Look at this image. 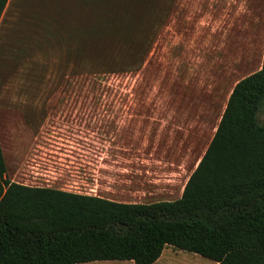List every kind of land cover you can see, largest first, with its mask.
I'll return each mask as SVG.
<instances>
[{
	"label": "rangeland",
	"instance_id": "rangeland-1",
	"mask_svg": "<svg viewBox=\"0 0 264 264\" xmlns=\"http://www.w3.org/2000/svg\"><path fill=\"white\" fill-rule=\"evenodd\" d=\"M262 44L264 0H10L0 20L7 172L41 161L51 172L50 159L78 193L169 198L155 178L196 169ZM154 264L217 262L167 245Z\"/></svg>",
	"mask_w": 264,
	"mask_h": 264
},
{
	"label": "trees",
	"instance_id": "trees-1",
	"mask_svg": "<svg viewBox=\"0 0 264 264\" xmlns=\"http://www.w3.org/2000/svg\"><path fill=\"white\" fill-rule=\"evenodd\" d=\"M9 1L0 0V20ZM52 16L66 19L59 9ZM263 105L264 61L233 88L175 200L122 202L12 181L0 141V264H154L167 245L217 264H264Z\"/></svg>",
	"mask_w": 264,
	"mask_h": 264
},
{
	"label": "crops",
	"instance_id": "crops-1",
	"mask_svg": "<svg viewBox=\"0 0 264 264\" xmlns=\"http://www.w3.org/2000/svg\"><path fill=\"white\" fill-rule=\"evenodd\" d=\"M261 58L262 59L260 60L259 67L256 71L260 70L263 66L264 44H262V48H261ZM235 85L231 88V90L229 92L227 101L225 103V108L227 106L230 94L233 91V88L235 87ZM224 111H225V109H224ZM221 118H222V116H221ZM221 118H220V120H221ZM216 130H217V128H216ZM53 162L54 161H52L50 159H49V161L46 162L49 164V167L52 168L51 172H42L40 170L44 166V163H42V161H41V162L36 163V165L32 166L34 168L36 166V168L39 170V171L37 170L38 172H21V171L17 172L16 171L17 169H16L15 172H11V173L7 172V176L12 181H16V182H19V183H22L25 185H31V186H45L44 180H48L49 182H48L46 187H51V188H55V189H59V190H63V191H70V192L78 193V192L74 191L73 189H68V177H71V175L68 174V172H56L57 170H55V167L57 169L58 166H57V164H56V166H54ZM53 166H54V168H53ZM197 166H198V164L195 166V168ZM17 167H18V165H17ZM192 173L193 172H173V173L164 172L162 174H159V176H157L155 178L157 182H156V185H154V187L156 189H158L159 191H162V194L169 197V198H164V199H160L157 201L175 200V199L180 198L183 195L185 185L188 182ZM178 180H180L179 183L176 182ZM55 185H58V186H55ZM176 187H177V190L173 191L174 193H176V195L174 193H168L170 189L173 190V188H176ZM164 189H165V191H163ZM150 193H153V192H150ZM159 193H161V192H159ZM116 201H119V200H116ZM122 202L145 203L142 201L141 202H139V201H122ZM146 203H148V202H146Z\"/></svg>",
	"mask_w": 264,
	"mask_h": 264
}]
</instances>
